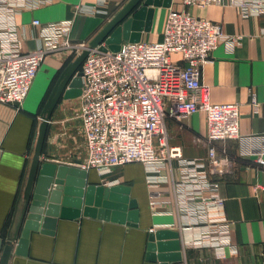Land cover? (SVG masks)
Here are the masks:
<instances>
[{
  "label": "crops",
  "instance_id": "obj_1",
  "mask_svg": "<svg viewBox=\"0 0 264 264\" xmlns=\"http://www.w3.org/2000/svg\"><path fill=\"white\" fill-rule=\"evenodd\" d=\"M130 1L53 0L36 8L20 9L15 18L21 28L22 52H32L42 46L40 27L32 25L34 19H39L44 25L71 21L70 40L90 45ZM171 11L208 19L221 25L225 35L236 40L231 51L227 44L221 43L212 52L205 63L202 81L209 88L213 103L241 106L242 140L215 143L223 170L216 175L219 194L224 200L219 211L224 216L231 244L237 252L231 253L226 247V256L223 257L217 249L193 245V239L203 229L187 224L180 213L175 191L176 162H173V170L168 166L161 172L167 178L159 183L149 181L143 165L128 164L104 177L96 170H86V182L103 187H128L129 198L136 201L139 211L137 226L85 216L82 208L78 217L56 218L54 227L46 229L52 233L42 232L41 222L40 230L32 232L29 237L26 253L17 254L23 226L13 242L8 264H160L150 260L148 254L150 234L161 230L179 232L180 262L184 264H264V166L249 155L250 145L245 144V138H255L251 147L258 154L264 153V16L246 17L229 4L201 6L187 5L185 0H172L170 7L156 8L151 30L142 34L143 41L163 39ZM173 57L180 60L179 55ZM67 61V51L47 56L28 98L22 104L0 102V239L5 244L16 234L26 203L25 192L43 123L44 100L54 91L61 78L58 75ZM254 100L259 104L258 112L253 110ZM166 126L170 145L181 147L186 158L207 156L210 144L204 112L180 122L168 119ZM82 135L84 137L83 132ZM41 160L67 166L80 161L59 157L45 145ZM153 200L161 203L157 209L151 206ZM68 209L72 214L76 207Z\"/></svg>",
  "mask_w": 264,
  "mask_h": 264
},
{
  "label": "built area",
  "instance_id": "obj_2",
  "mask_svg": "<svg viewBox=\"0 0 264 264\" xmlns=\"http://www.w3.org/2000/svg\"><path fill=\"white\" fill-rule=\"evenodd\" d=\"M53 0H0V102L22 104L49 52L70 46L71 21L42 24V46L22 52L18 12ZM187 5L229 4L244 16H264V0H185ZM233 49L235 38L225 35L221 25L185 12L171 11L157 42H125L117 52L100 47L89 49L83 62L79 118L85 137L86 157L80 168L96 170L102 177L128 164L143 165L149 181L162 182L168 166L178 176L175 191L179 210L187 224L202 227L193 239L196 247L217 249L226 256V247L236 253L229 229L220 212L224 200L216 175L222 172L216 142L242 140L239 104H216L203 84L205 63L221 44ZM78 47H85L84 44ZM175 55L180 60H174ZM253 110L259 104L253 101ZM204 112L208 122V154L188 159L179 146H171L166 122L183 121ZM255 138H245L247 152L264 166V153L251 147ZM158 197V196H155ZM156 199V198H155ZM161 203L153 200L154 209ZM184 264V263H173Z\"/></svg>",
  "mask_w": 264,
  "mask_h": 264
},
{
  "label": "water",
  "instance_id": "obj_3",
  "mask_svg": "<svg viewBox=\"0 0 264 264\" xmlns=\"http://www.w3.org/2000/svg\"><path fill=\"white\" fill-rule=\"evenodd\" d=\"M172 0H131L92 40L89 48L68 68L52 92L42 115L34 160L25 192V206L18 224L17 232L9 243L0 239V264H8L13 242L17 240L24 226L17 254H25L32 232L39 231L43 222L44 233H52L55 219L61 217H78L84 208L85 216H98L119 223L137 226L139 211L135 200L129 198L130 189L124 185L103 187L88 185L87 171L80 168L81 161L74 166L42 162L41 157L47 137L49 119L55 106L63 96L64 99H77L82 94V73L80 66L89 55V49L100 47L102 50L119 51L124 42H140L143 32L151 30L156 8L170 7ZM146 21V22H143ZM81 179H77L76 177ZM126 195H119L117 193ZM75 196L76 198H73ZM76 207L71 212L68 207ZM50 231V232H49ZM179 232L161 230L150 234L149 259L160 264L178 263L182 260ZM175 240L164 242L165 240ZM12 242V243H11ZM158 252V254H155Z\"/></svg>",
  "mask_w": 264,
  "mask_h": 264
},
{
  "label": "rangeland",
  "instance_id": "obj_4",
  "mask_svg": "<svg viewBox=\"0 0 264 264\" xmlns=\"http://www.w3.org/2000/svg\"><path fill=\"white\" fill-rule=\"evenodd\" d=\"M70 42L71 43L69 47H64L60 50L49 52L47 54V56H49L58 52H69V61L65 62V66L58 75L59 77H62V75L65 73L63 71H66L68 68H70L73 63L76 62V60H78V58L84 53V51L89 48V43ZM82 44H84L85 47H78V45ZM49 97L47 95L46 99L44 100L42 115L45 113L44 111L46 109ZM79 105V98L66 100L63 96L61 97L49 119V130L45 143L47 150L50 148L51 151L57 154L59 157L67 158L70 161H74V159L83 161L85 159V144L84 137L81 132ZM46 115L47 112L45 113V116Z\"/></svg>",
  "mask_w": 264,
  "mask_h": 264
}]
</instances>
